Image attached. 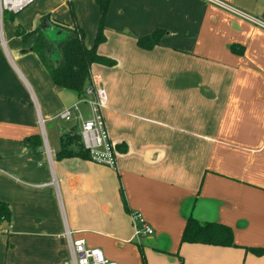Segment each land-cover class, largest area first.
<instances>
[{"label": "crops", "instance_id": "0c3cea01", "mask_svg": "<svg viewBox=\"0 0 264 264\" xmlns=\"http://www.w3.org/2000/svg\"><path fill=\"white\" fill-rule=\"evenodd\" d=\"M68 1L33 0L0 20V264L65 260L66 231L115 264H264V0L110 1L96 51L113 63H93L90 77L107 94L112 167L58 157L62 132L78 130L58 115L78 96L52 82L35 35L15 34L47 17L48 37L64 34L48 18L76 24L90 47L98 6L70 0L73 18ZM155 29L160 42L140 48ZM133 211L151 234L134 236ZM188 217L228 226L233 245L182 241Z\"/></svg>", "mask_w": 264, "mask_h": 264}, {"label": "trees", "instance_id": "16d2710c", "mask_svg": "<svg viewBox=\"0 0 264 264\" xmlns=\"http://www.w3.org/2000/svg\"><path fill=\"white\" fill-rule=\"evenodd\" d=\"M111 0H95L99 9V23L95 33L94 42L90 47L84 44V32L73 24L59 22L49 19L50 26L63 30V35L59 39L48 37L42 29L44 18L36 28L24 31L19 25L16 26L15 34L22 40L35 35L32 44V51L35 52L40 62L48 72L52 82L61 88L74 92L77 96L84 94L85 88L90 84V66L93 63L112 64L113 60L100 55L96 51V46L104 40V20ZM69 10L74 18V11L71 1H68ZM164 35L161 29H155L151 33L144 34L136 38V44L140 48L149 49L158 44ZM232 50H235L233 45ZM236 51V50H235ZM63 140L59 151L56 153L59 158L77 156L83 159H90L88 151L84 150L79 142L78 135L74 133L61 134ZM34 144H39L37 137L32 140ZM69 144L74 148L69 147ZM10 224V209L8 205L0 201V223ZM181 240L185 242H197L219 246L233 245L232 232L224 224L216 222H198L193 217H188ZM254 254L260 255L261 248H252Z\"/></svg>", "mask_w": 264, "mask_h": 264}, {"label": "built area", "instance_id": "2783aa9c", "mask_svg": "<svg viewBox=\"0 0 264 264\" xmlns=\"http://www.w3.org/2000/svg\"><path fill=\"white\" fill-rule=\"evenodd\" d=\"M32 2L33 0H0V20L3 12L17 13ZM106 102V91L96 79H91L84 94L78 96L77 102L70 107L64 108L58 118L63 122L78 125L77 131L73 125L69 132H75L78 135L79 142L83 149L88 151L90 160L112 167L115 164V151L108 137L102 115V109L106 106ZM80 104L87 106L90 114L88 118L84 117ZM130 217L134 236L151 234L152 229L141 213L133 211ZM65 236L69 245V256L56 264H115L107 260L99 249L88 248L83 239L70 240L68 231Z\"/></svg>", "mask_w": 264, "mask_h": 264}, {"label": "rangeland", "instance_id": "374dc122", "mask_svg": "<svg viewBox=\"0 0 264 264\" xmlns=\"http://www.w3.org/2000/svg\"><path fill=\"white\" fill-rule=\"evenodd\" d=\"M82 107L85 108V110H86V107H85L84 105H83ZM47 130H48V129H47ZM56 137H57V138L59 137V134H58V133L56 134ZM69 147L74 148V146H72L71 144H69Z\"/></svg>", "mask_w": 264, "mask_h": 264}, {"label": "water", "instance_id": "95a60500", "mask_svg": "<svg viewBox=\"0 0 264 264\" xmlns=\"http://www.w3.org/2000/svg\"><path fill=\"white\" fill-rule=\"evenodd\" d=\"M45 22V21H44ZM45 27L46 29H49V26L47 23H45V25H42V28Z\"/></svg>", "mask_w": 264, "mask_h": 264}]
</instances>
